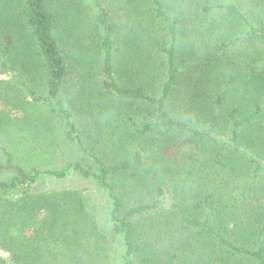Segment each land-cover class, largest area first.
Masks as SVG:
<instances>
[{
  "label": "trees",
  "instance_id": "trees-1",
  "mask_svg": "<svg viewBox=\"0 0 264 264\" xmlns=\"http://www.w3.org/2000/svg\"><path fill=\"white\" fill-rule=\"evenodd\" d=\"M105 1L0 0V264H113L120 236L122 264H264V0ZM181 52L204 59L194 94ZM71 170L108 194V233L83 190L32 192Z\"/></svg>",
  "mask_w": 264,
  "mask_h": 264
},
{
  "label": "rangeland",
  "instance_id": "rangeland-1",
  "mask_svg": "<svg viewBox=\"0 0 264 264\" xmlns=\"http://www.w3.org/2000/svg\"><path fill=\"white\" fill-rule=\"evenodd\" d=\"M107 3V6L112 8L114 12L116 13L115 16L119 17L118 19L122 20H128L127 15H123V12L119 3L116 2L114 3L113 1H105ZM153 12H150L148 8L142 9V16L139 19H143V17H150L152 16ZM218 15L212 16L211 18L208 19V22L206 25L211 27L210 30H205V29H200L199 30V39H194L192 38L191 41L188 43L190 46L196 45L194 48L196 54L201 55V51L205 49V43L209 44L210 42L213 41V39L216 36L218 27L213 26L210 22L213 20H217ZM131 21V20H130ZM147 26L151 29L150 34L153 36V41L150 43V40H147L146 43V48L152 49L153 48V43L156 42L158 45L156 47V51L152 53V61H150L151 67L147 68V70L150 72L153 69H158V77L162 78L165 75V67H164V62H165V54L162 52L163 46L170 42L171 38L169 34L166 33V30L161 27L160 23L156 24H147ZM165 33L166 37L163 40V34ZM182 55L180 57V61H182V58H185V62H183L184 67H185V77H181L179 81V85H177L174 94H194L197 90H199L200 86L204 85L201 80L200 76L203 74L204 71V64L203 63V57L200 58L198 55H194L193 59H190L188 55H186L184 52H181ZM229 54V52H228ZM154 75L155 73H151ZM150 75V76H152ZM149 76V77H150ZM4 77L0 75V78ZM159 80L157 81L156 84H160ZM70 156H68V160H79L81 161L87 168H94L95 164L92 161L91 158L87 157L86 155L80 153V152H75L73 150L70 151ZM65 160L62 157V160L59 163H56L55 168L63 166L65 163ZM10 176V173L4 172L0 173V178H8ZM65 188H72V189H80L87 194L88 199H89V208L90 210L96 215L98 218L99 224L101 229L108 233L110 228H111V221H110V216H111V200L108 197V194L106 191L101 189L93 180L89 179H84L80 177L76 172L73 170L70 171V174L68 177L59 179L56 178L53 175L49 174H42L37 183L32 187V192L33 193H39L42 191H46L49 189H65ZM125 246L123 243V240L120 237L117 238H112L110 240V245H109V255L110 259L113 264H122V257L124 254Z\"/></svg>",
  "mask_w": 264,
  "mask_h": 264
}]
</instances>
